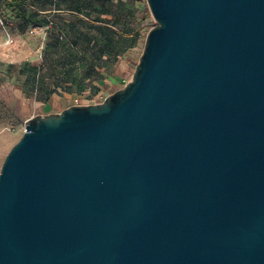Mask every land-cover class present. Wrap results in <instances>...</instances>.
Segmentation results:
<instances>
[{"label":"water","instance_id":"water-1","mask_svg":"<svg viewBox=\"0 0 264 264\" xmlns=\"http://www.w3.org/2000/svg\"><path fill=\"white\" fill-rule=\"evenodd\" d=\"M132 79L25 121L0 264H264V0H147Z\"/></svg>","mask_w":264,"mask_h":264},{"label":"rangeland","instance_id":"rangeland-1","mask_svg":"<svg viewBox=\"0 0 264 264\" xmlns=\"http://www.w3.org/2000/svg\"><path fill=\"white\" fill-rule=\"evenodd\" d=\"M155 22L147 0H0V171L25 121L124 87Z\"/></svg>","mask_w":264,"mask_h":264},{"label":"trees","instance_id":"trees-1","mask_svg":"<svg viewBox=\"0 0 264 264\" xmlns=\"http://www.w3.org/2000/svg\"><path fill=\"white\" fill-rule=\"evenodd\" d=\"M13 2H16V1H18V0H12Z\"/></svg>","mask_w":264,"mask_h":264}]
</instances>
